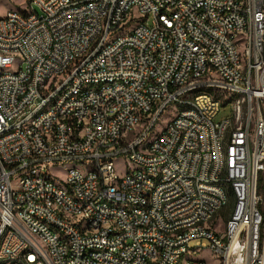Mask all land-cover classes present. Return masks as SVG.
Segmentation results:
<instances>
[{
    "label": "built area",
    "instance_id": "built-area-1",
    "mask_svg": "<svg viewBox=\"0 0 264 264\" xmlns=\"http://www.w3.org/2000/svg\"><path fill=\"white\" fill-rule=\"evenodd\" d=\"M133 18H141V29L126 33ZM198 40L207 43V63H200ZM237 44L244 57L252 54L253 80L233 70ZM14 58L20 71H11ZM209 83H221V92L206 91ZM229 92L244 95L245 110L227 153L230 168H221L219 139L231 117L213 119L222 104L237 107L226 102ZM52 95H61L60 104L51 105ZM180 101H191V109H180ZM165 107L176 108L174 125L142 152ZM145 110H156V118L140 139L126 141ZM68 162L78 172L67 174L72 191L60 192L52 187L54 169ZM134 162L146 171L132 172ZM85 166L99 167V175L82 177ZM116 173H125L121 188L113 187ZM147 173L155 181H145ZM227 182L241 191L231 223L214 218L226 201L218 183ZM49 197L90 216L93 235L59 219ZM132 203H144V211H130ZM41 217L56 227H42ZM204 217H212L211 227L198 225ZM189 221H197L194 231ZM58 228L71 232L72 249L58 241ZM14 245L28 254L6 263ZM205 248L222 264H264V0H34L31 15L0 17V264H177L184 250Z\"/></svg>",
    "mask_w": 264,
    "mask_h": 264
},
{
    "label": "bare ground",
    "instance_id": "bare-ground-1",
    "mask_svg": "<svg viewBox=\"0 0 264 264\" xmlns=\"http://www.w3.org/2000/svg\"><path fill=\"white\" fill-rule=\"evenodd\" d=\"M29 3V11H20V15H31L34 9V0H27ZM248 0H240V3H247ZM18 11V10H9ZM9 11L4 17H9ZM133 12L135 14H144L143 5H133ZM160 14H167V6H160ZM141 29V18H133L132 21L127 22L126 33H136ZM115 36H122V29H115ZM197 48L200 53V63H207V43L205 40L197 41ZM244 53V44H237L235 48V63H233V70H244V79L253 80L255 76V67H247V61H252V54ZM8 54H15V46H8ZM21 70V58H14V62L11 63V71ZM206 91L221 92V83H209L206 84ZM189 96H201V89H189ZM226 102H233L236 108H233V116L228 123L224 124L223 133L219 139L220 146V160L221 168H230V159L227 157L229 153L230 143L236 136L238 130V123L243 122V115L245 110L244 95L238 92L225 93ZM61 102V95H52L51 105H58ZM171 107H165L164 113L159 116L158 122L153 123V128L142 143V152H150L155 148L160 137L163 136L164 131H167V127H172L175 123L176 115L165 126L163 132H161L156 138L152 139V134L156 129L161 117ZM180 109H191V101H180ZM45 115V108H38L36 110V117H43ZM148 118H156V110H145V116H137L134 121V129L131 131H125L126 141H133L134 139H140L141 134H145V129L148 126ZM90 126V116H83L82 127ZM53 133H60V126H53ZM73 163L75 162H68ZM126 170H127V163ZM122 170V169H121ZM124 169V171H126ZM117 171L118 167H117ZM146 163L134 162L132 163V172H145ZM78 164L71 168L67 174L77 173ZM92 175H99V167L97 166H85L82 170V177H91ZM157 178H164V165H157ZM145 181H155V173L145 174ZM121 184H125V173H116V177L113 179V187L121 188ZM52 187H58L60 192L72 191V184L69 183V175L66 180H62L58 177L52 178ZM219 192H224L226 201L225 206H217L214 209V218L226 211H231L230 215L226 216L225 223H231L233 219V213L237 211L241 203V191L239 187L234 186V182L218 183ZM233 201V208L231 202ZM49 204L54 212L57 213L59 219H67L70 222L76 223L77 233H84L86 235H93V226L90 224V216H84V212H76L73 207L65 206L63 202L59 201L58 197H49ZM103 206H110V199H103ZM120 199L112 198V207H119ZM130 211H144V203H132L130 204ZM227 213V212H226ZM229 213V212H228ZM42 227H56V220L49 219L48 217H41ZM212 217L198 218V225L200 227H211ZM107 228L118 229L117 221H107ZM197 228V221H189L187 223V231H194ZM56 238L63 244L65 249H72V235L66 228H58L56 231ZM19 254H28V247H21V245H14V247L7 250L6 263H15ZM199 255V251L196 250H184V257H181V262L177 264H207L203 259H199L196 256Z\"/></svg>",
    "mask_w": 264,
    "mask_h": 264
},
{
    "label": "rangeland",
    "instance_id": "rangeland-1",
    "mask_svg": "<svg viewBox=\"0 0 264 264\" xmlns=\"http://www.w3.org/2000/svg\"><path fill=\"white\" fill-rule=\"evenodd\" d=\"M29 9V3L27 2V0H0V17H4L9 10L29 11ZM150 22L151 19L148 20V23ZM233 113L234 111L231 103L222 104L220 106L219 112L215 115L213 121L216 123L222 122L224 119L232 117ZM175 115V107H171L165 112L152 134V139L156 138L161 132H163L165 126L169 124V122L174 118ZM73 167H75V164L68 163L67 166L63 167V171H61V169H54V176L62 180H66L68 171ZM117 167L118 170L121 172H125L124 169L126 170V165L123 160H118ZM232 203L233 201L231 202V207L229 208V210L233 208ZM226 212L219 216V218L224 217V223L226 222V216L230 215V211ZM190 245L196 246L197 240H192L190 242ZM196 257L205 260L207 264H222L221 258L217 254L213 253V251H211L209 248H205L204 250L199 252V255Z\"/></svg>",
    "mask_w": 264,
    "mask_h": 264
},
{
    "label": "trees",
    "instance_id": "trees-1",
    "mask_svg": "<svg viewBox=\"0 0 264 264\" xmlns=\"http://www.w3.org/2000/svg\"><path fill=\"white\" fill-rule=\"evenodd\" d=\"M230 213H231V211H230Z\"/></svg>",
    "mask_w": 264,
    "mask_h": 264
}]
</instances>
